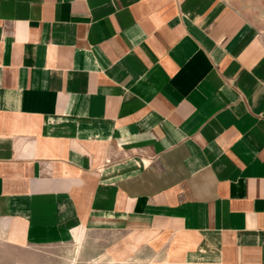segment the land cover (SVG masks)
I'll return each instance as SVG.
<instances>
[{
  "label": "crops",
  "instance_id": "0c3cea01",
  "mask_svg": "<svg viewBox=\"0 0 264 264\" xmlns=\"http://www.w3.org/2000/svg\"><path fill=\"white\" fill-rule=\"evenodd\" d=\"M92 231L264 264V0H0V242Z\"/></svg>",
  "mask_w": 264,
  "mask_h": 264
},
{
  "label": "rangeland",
  "instance_id": "374dc122",
  "mask_svg": "<svg viewBox=\"0 0 264 264\" xmlns=\"http://www.w3.org/2000/svg\"><path fill=\"white\" fill-rule=\"evenodd\" d=\"M126 245L133 242L111 231H92L90 239L64 244L13 246L0 242V264H143L136 252L117 254V246Z\"/></svg>",
  "mask_w": 264,
  "mask_h": 264
}]
</instances>
